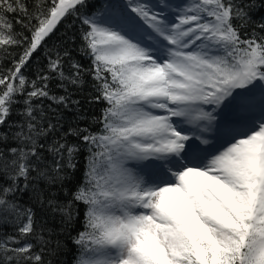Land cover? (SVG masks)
<instances>
[{"label":"snow or ice","instance_id":"obj_1","mask_svg":"<svg viewBox=\"0 0 264 264\" xmlns=\"http://www.w3.org/2000/svg\"><path fill=\"white\" fill-rule=\"evenodd\" d=\"M87 6L48 0L30 13L23 0H0V46L20 44L9 13L36 20L19 62L0 78V126L25 92L21 68L63 18H79ZM255 7L256 0H196L169 22L167 0H127L126 11L106 7L84 17L92 101L106 104L102 127L71 128L56 139V125L42 123L33 100L68 101L49 96L47 78L33 84L25 125L0 134V219L14 216L21 239L53 243L37 232L33 209L15 202L27 191L65 229L84 206L85 230L72 239L81 251L76 264H264V36L240 33ZM72 67L77 84L79 65ZM49 68L68 79L59 55ZM69 134L82 143L70 144ZM81 149L83 182L59 202L53 186L64 191ZM0 264L45 261L31 243L9 237L0 240Z\"/></svg>","mask_w":264,"mask_h":264},{"label":"trees","instance_id":"obj_2","mask_svg":"<svg viewBox=\"0 0 264 264\" xmlns=\"http://www.w3.org/2000/svg\"><path fill=\"white\" fill-rule=\"evenodd\" d=\"M122 0H87L88 6L82 9L79 18L77 16H66L57 25L54 32L45 39L42 45L32 54V57L21 68L27 83L25 92L16 97V103L10 110V116L7 118V126H0V134L12 136L13 132L19 131L21 125H25V100L28 99L27 92L31 91L33 84L42 86L47 83V90L50 97H65L68 101L67 107L55 103L52 99L45 98L39 101L33 100V107L37 113H43L42 123L51 122L56 125L55 138L59 139L71 128H87L89 131L96 132L102 125L98 119L102 116L103 109L106 107L104 101H92V97L97 95L96 81L94 80V65L92 58L85 52V41L82 39L83 31L87 28L82 24L84 17L93 15L103 10L106 4L113 7L116 2ZM30 13L35 12V5L38 3L47 4L48 0H23ZM248 0H233V3H247ZM262 0H256V7L249 12L251 20L240 27L242 38H251L255 36H264V31L259 28L260 23H264V7L261 6ZM13 26L16 38L20 40L19 45L0 46V78L8 77L16 64L22 57L25 49L28 47L31 38V26L36 24V20H29L27 16L20 13H9L7 17ZM234 26L239 27L241 21L233 20ZM67 51V55H65ZM61 58L63 65L62 71L68 79L62 80L59 75H54L49 68L50 60ZM73 65H79L77 84L70 83L73 77L77 76ZM91 101V102H90ZM78 102V103H73ZM39 118V117H38ZM59 121V123H57ZM51 142L50 137H46ZM67 141L70 144H80L82 141L74 135H67ZM9 143L14 147L18 141L10 139ZM87 151L81 149L77 154V166L72 178L66 183L64 191L58 192L59 185L53 186V194L57 196L59 202L68 199L72 191L78 184L83 182L85 172ZM15 202L22 208H32L35 212L37 232L45 239H51L53 243L47 246L41 245L34 237L29 236L21 239L18 233V223L14 216H9L5 222L0 219V240H6L12 237L24 243H31L33 251L41 255L45 264H76L77 258L81 255L80 249L72 242V239L84 229V206L77 205V215L70 228L65 229L61 225L60 215L53 214L48 210H43L34 199L30 192L24 191L15 197ZM55 231V235L49 236V232ZM61 241V247L56 249L55 241ZM16 244H9V247H16ZM43 248V251H41Z\"/></svg>","mask_w":264,"mask_h":264},{"label":"rangeland","instance_id":"obj_3","mask_svg":"<svg viewBox=\"0 0 264 264\" xmlns=\"http://www.w3.org/2000/svg\"><path fill=\"white\" fill-rule=\"evenodd\" d=\"M195 2L196 0H167L168 8L166 9V14L169 22H175L177 14L180 13L185 6ZM149 4L152 5L151 3ZM115 10L118 11L117 9ZM156 10L158 11L159 9ZM185 127H189V126L186 125Z\"/></svg>","mask_w":264,"mask_h":264}]
</instances>
